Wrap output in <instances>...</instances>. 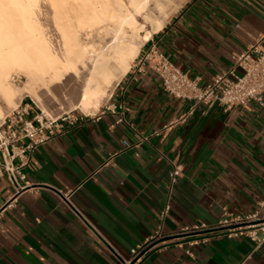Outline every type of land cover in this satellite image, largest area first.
Masks as SVG:
<instances>
[{"label": "crops", "instance_id": "obj_1", "mask_svg": "<svg viewBox=\"0 0 264 264\" xmlns=\"http://www.w3.org/2000/svg\"><path fill=\"white\" fill-rule=\"evenodd\" d=\"M256 42L264 46V0H185L137 55L154 45L206 83L240 73L232 55ZM135 58L95 113L74 112L76 121L35 149L13 199L0 176V264H122L159 225L168 234L212 223L264 198V104L199 103L181 120L192 102L167 94ZM173 164L181 171L169 188ZM58 190L71 191L97 234ZM129 264H264V242L223 231L163 237Z\"/></svg>", "mask_w": 264, "mask_h": 264}, {"label": "bare ground", "instance_id": "obj_2", "mask_svg": "<svg viewBox=\"0 0 264 264\" xmlns=\"http://www.w3.org/2000/svg\"><path fill=\"white\" fill-rule=\"evenodd\" d=\"M37 1L0 0V100L9 109L28 96L47 114L44 100L69 86L75 96L71 106L95 113L142 42L168 17L166 12L154 19L152 29L140 34L136 16L152 18L149 1L155 9L168 0H51L53 37L37 19ZM14 76L25 77L22 86L13 85ZM5 111L0 102V116Z\"/></svg>", "mask_w": 264, "mask_h": 264}, {"label": "built area", "instance_id": "obj_3", "mask_svg": "<svg viewBox=\"0 0 264 264\" xmlns=\"http://www.w3.org/2000/svg\"><path fill=\"white\" fill-rule=\"evenodd\" d=\"M234 67L240 69L236 74L232 69L215 74L209 82L200 83L198 77L182 71L164 56L154 45L145 52L138 54L134 60L137 70L146 66L152 69L160 78L163 89L172 97L190 100L191 106L182 114L193 113L196 104L218 103L225 110L236 105H246L250 101L264 104V46L256 42L245 50L232 55ZM20 102L0 116V176H6L13 185V199L26 185L19 183L25 177L23 169L30 164L35 149L62 130L65 122H74L78 116L64 112L56 116L44 114L33 100ZM36 107V109H35ZM83 115L84 113L81 112ZM126 146L130 143L125 141ZM181 166L173 164L169 172V188L177 181ZM57 195L95 234L94 226L83 212L75 206L70 198L71 191L58 190ZM169 203L161 212L164 215L169 210ZM223 231L226 236L246 235L256 245L264 242V198L258 207L244 214L225 212L216 221L193 222L183 225L176 232L164 234L160 225L154 233L139 245L130 248V258L122 264L137 260L153 243L163 237H175L198 232ZM194 242H190L193 244ZM115 255L114 251H111ZM185 253L192 256L189 248Z\"/></svg>", "mask_w": 264, "mask_h": 264}, {"label": "rangeland", "instance_id": "obj_4", "mask_svg": "<svg viewBox=\"0 0 264 264\" xmlns=\"http://www.w3.org/2000/svg\"><path fill=\"white\" fill-rule=\"evenodd\" d=\"M184 2H185V0H168L161 8H155L154 9L153 8L154 3L152 1H149V4H148L149 6L147 7V10L149 12L150 11L149 8L153 9L152 10L153 11L152 12V18L150 17L149 19L148 18L144 19L143 14L136 16L138 23L139 24L141 23L143 26L142 30H140V34H144L145 29H147V30L152 29L153 22L157 18H162L163 15H165V13L167 12L166 15L168 17L164 21V23H165L167 20L170 19V17L175 13V11ZM37 3H38L37 4L38 7H37L36 11H37V19L39 20V23L42 25V27L43 26L45 27L49 36L55 37L57 33H56V28H55V24H54V20H53L54 10H53L51 0H38ZM163 26H164V24H163ZM24 81H25V77H23V76H14L12 79L13 85L16 88L22 86ZM65 89H66L65 91H62V90L60 92L58 91V94H56L55 96H53V95L49 96V97H53V98H51L52 100H50V101L44 100V104L47 107L46 110H44V111H47L48 112V113L46 112L47 114H50L52 116H56V115H59V114L64 113V112H69V113L81 112L80 111L81 109L79 107L71 106V101L75 100V96L72 93V89L69 86ZM107 96H105L102 99L101 104L105 101ZM24 97H25L24 101L31 100L30 97H28V96H24ZM0 102L3 105V107H5V110L7 111L9 108L8 107L6 108V106H7L5 104L6 102L1 101V100H0ZM35 104L39 107V109L42 108L37 102H35ZM35 109H36V107H35Z\"/></svg>", "mask_w": 264, "mask_h": 264}]
</instances>
